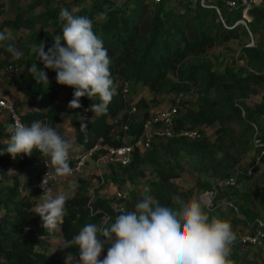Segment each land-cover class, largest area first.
Wrapping results in <instances>:
<instances>
[{
  "label": "trees",
  "instance_id": "obj_1",
  "mask_svg": "<svg viewBox=\"0 0 264 264\" xmlns=\"http://www.w3.org/2000/svg\"><path fill=\"white\" fill-rule=\"evenodd\" d=\"M102 1L101 8L106 5L111 7L109 0ZM50 3V0H38L30 7ZM165 3L131 0L121 5V8L109 9L103 19L93 23L94 33L104 41V46L108 49L111 61L110 72L116 94L106 111L99 114L93 112V118L88 122L90 142L87 146H93L99 138L114 146L121 145L122 142L116 140L115 136L124 135L120 130L124 122L130 125L128 136L140 134L143 122L151 111L146 100L140 99L134 105L138 109L143 107L144 112L137 115L129 113L128 107L131 108V105L127 101V94L132 91V87L144 86L155 95L162 94L168 88L171 95L182 92L187 96L192 95L196 88L200 94V105L196 111L188 114L187 108L182 109L189 103L185 98L179 106L178 126L187 124L189 127L200 125L209 127L217 124L214 141L207 136L197 140L172 138L157 141L145 153L136 152L129 165L111 167L110 174L115 175L111 177L113 180L117 177L115 168H119L127 176L126 180L133 182L136 177H144L143 165L152 166L156 170L158 180L152 183L149 196L159 199L162 203H171L174 197L186 196L173 184V180L179 178L183 172V166L178 160L181 155L194 159L197 171L210 174L215 178L212 181L216 183L231 177H237L236 183H238L240 178L245 179L250 176L243 170L240 171L237 166L252 143L259 147L261 152L264 150V127L258 126L257 121V116H264V94L261 103H256L254 106L248 103L253 95L259 94L260 86L264 84V53L248 47L244 50L245 53L241 54L242 61L246 60L244 65L238 68L227 65L223 71H218L209 65L184 64L190 54H200L218 43L228 42L239 38L241 33L246 35L248 33L241 26L242 24L237 23L240 12L234 13L233 17L228 16L232 19L225 16L229 26L225 27L214 9L202 8L198 5L184 4L181 8L183 11H197L200 23L196 24L191 18L178 24L170 23L171 12L167 14L164 12ZM44 14L45 18L53 17L49 10ZM251 15L256 23L264 24V4L256 7ZM88 17L94 20L95 16L90 14ZM207 19H210L211 23L204 25ZM20 21L21 17L17 15L11 22L21 26ZM255 26L253 24L251 28L256 30ZM55 36L54 33L48 32L43 35L38 34L33 38L32 45L35 48L40 41H44L47 51V48L54 44ZM9 43L18 50L21 48L11 39L0 41V54H3L5 59L13 56L7 51ZM3 62L0 61V66ZM33 64H37L38 68L46 72L48 82L39 84L32 78L28 69ZM23 66L26 76L21 86L24 87L29 99L28 104L33 107L27 113L21 114L23 122L25 125H30L33 121H43L54 128L62 116L57 99L68 86L57 83L56 72L45 68L44 64L38 61L34 51L29 54ZM125 84L129 86L128 92L124 91ZM213 89L221 93L220 98H210L209 94ZM72 98L73 96L70 101ZM82 101L90 108L93 103H99V98L94 97L92 100L82 97L80 103ZM72 110L71 122L76 128V139L80 142L83 135L78 110ZM8 133L9 128L0 120V147L6 146ZM11 158L8 154L0 155V162L8 163ZM41 158V154L37 151L32 155H18L16 163L18 171L22 173L31 168H38ZM106 174L104 178L108 181L109 174ZM212 181L199 183L198 189H191V195L200 196L201 200L202 194L214 190ZM20 186L18 175L9 176L5 171L0 180V264H79L78 248L69 243L73 236L88 223L107 226L121 214L114 211L108 197L97 191L94 200L90 201V190L80 182L72 196L66 198L64 222L59 225L62 242L52 250L50 241L53 232L44 229L42 223L35 219L33 211L35 203L19 200L23 193L19 190ZM217 197L213 199V204L209 208L202 204L211 217L226 220L235 228L236 220L228 219L231 210L241 212L249 222L258 218L264 220V217L253 213L246 206L237 207V202L230 197H226L227 199L223 201ZM138 201L139 198H136L128 202L126 211L134 210ZM262 201H264V189ZM225 206L229 210L225 211L223 209ZM107 216L110 217L108 221H106ZM100 238L105 239L103 236ZM109 246L105 245L102 253H107ZM248 247L236 245L231 250L239 251V248L244 250ZM66 256L76 257L78 261L71 263Z\"/></svg>",
  "mask_w": 264,
  "mask_h": 264
},
{
  "label": "clouds",
  "instance_id": "obj_2",
  "mask_svg": "<svg viewBox=\"0 0 264 264\" xmlns=\"http://www.w3.org/2000/svg\"><path fill=\"white\" fill-rule=\"evenodd\" d=\"M58 19L62 28L54 37V44L46 51L45 42L40 41L33 51L45 68L56 72L57 83L74 89L69 108H80L82 97H98L99 103H93L90 110L102 113L116 94L108 49L94 33L90 17L62 8ZM8 39V34L0 32V41ZM7 51L15 57L23 55L11 43ZM28 71L37 83L48 82L46 72L37 64ZM80 128L84 130L87 125L82 123ZM10 129V138L6 146L0 147V155L15 159L37 151L47 158L45 163L54 168L57 176L71 175V139L43 121L30 125L15 123ZM46 177L41 184V202L34 213L41 217L44 229L54 230L64 222L66 197L53 195ZM235 239L231 224L211 217L195 195L187 200L174 197L171 203L148 196L139 200L134 210L122 212L107 226L86 224L69 243L78 248L79 264H231ZM105 245L110 246L100 259Z\"/></svg>",
  "mask_w": 264,
  "mask_h": 264
},
{
  "label": "rangeland",
  "instance_id": "obj_3",
  "mask_svg": "<svg viewBox=\"0 0 264 264\" xmlns=\"http://www.w3.org/2000/svg\"><path fill=\"white\" fill-rule=\"evenodd\" d=\"M36 1L38 0H0V32H5L10 36V39L14 43L19 44L21 47L19 51L23 53L20 57H15L13 55L8 59H5V56L0 54V61H4L0 66V95L8 97L7 99L15 104L20 114L27 113L33 108L28 104L29 99L25 94L24 87L21 86L26 76L25 66H23V63L28 58L29 54L33 52V38L38 34L43 35L47 32L50 34L54 33V35H58L61 32L62 22L58 19V16L62 8L69 9L74 15L88 16L93 14V16H95L93 23L105 17L104 15H101V13L105 14L112 8H121L120 6L114 7V4H116L118 0H109L111 7L106 5L104 8H101L103 5L102 0H50V4L30 7L35 4ZM78 4H84L86 7L84 10L76 11V6ZM151 7L154 8V6ZM100 9L101 11L99 12ZM47 10H49L53 17H44V13H46ZM164 10L166 14L167 12H171L169 13L170 23L178 24L189 18L194 19L196 24L200 23L198 22L197 11H183L181 6L174 9L165 8ZM17 15L21 17V26H17L11 22L15 20ZM224 15L227 17L234 16V14L230 15L226 12H224ZM228 18L232 19L230 17ZM209 23H211V20L207 19L204 25ZM253 24L256 25V30L251 28ZM249 25H251V27ZM241 26L247 30L248 35L241 33L240 37L237 39L218 43L216 46L209 48L200 54H190L184 64L209 65L218 71H223L227 65H234L236 68L240 65H244V61L246 63V60L244 59V61H242L243 59L241 58V54H244V50L248 47H252L264 53V24L256 23L251 15L250 20L248 21L249 29H247L244 25ZM9 64L13 65L12 69H8ZM73 92L74 89L71 87L64 89L59 95L57 103L61 107V123L64 136L71 139L72 144L74 145L76 141L75 137L77 138V132L74 124L71 122L73 110L68 107L70 98L73 96ZM263 94L264 84L260 86L259 94L253 95L252 99L248 101L249 105L254 106L256 103H261ZM173 96L174 95H171L168 88L162 94L155 95L146 87L137 85L132 87V91L127 94V101L131 105L139 102L140 99H145L148 103L149 110L155 111L170 105ZM209 96L211 99H216L221 97V93L213 89L210 91ZM187 99L189 100L188 106H184L182 109L187 108V113L189 114L190 112L196 111L200 105L199 91L195 88L192 95L190 94L187 96ZM128 109H130V106ZM143 112V107H141L135 115L142 114ZM0 120L7 128H10V115L7 112L0 111ZM257 121L258 126L264 127V116H257ZM185 125L188 126L187 124ZM199 127L203 129V136H207L211 141L215 140L216 129L218 127L217 124L209 127L200 125ZM178 160L183 166V172L179 178L173 180V184L183 192V195H186L181 196V199L187 200L192 198L193 196L190 192L191 189H198L200 185L199 183L215 179L210 174L197 171L194 159L181 155ZM94 164V159H91L89 163L91 166L85 167L82 174L72 175V180L69 178L68 181L70 182L65 183V185L64 182H62L64 179L61 177H54L52 180H49L48 186L54 191L52 194H63L61 190L64 186L65 188H68V190L72 191L74 186L76 187L77 184L83 182L90 190V195H93L96 191L99 194L102 193L105 195V191L107 190V195L111 194V197L116 189H125L130 193L131 201L134 199L136 200V198L142 200L150 195V192L141 191L142 186L148 185L151 189L152 183L158 180L156 170L148 164H145L142 167L144 177H136L133 182L126 180L127 176L122 173L119 168H115L117 171V177L113 180L111 177L115 175L112 174L111 176L110 173L112 169L111 167L106 166L102 168V173L103 175H105V173L109 174H106L108 181L105 180L102 184H100L101 178L97 175ZM237 167H239L240 171L243 170L250 176L245 179L240 178L239 182L232 187L219 189L218 192L214 191L211 199L218 196L217 199H222L223 201L227 199L226 197H230L237 202V207L246 206L252 210L253 213L264 217V201H262V192L264 189V150L261 152L259 147L254 146L252 143L248 152L244 155L242 161ZM34 172L35 170L29 173L33 174ZM7 173L9 176L14 174L18 175L20 178V184L24 186V192L22 193V196L19 197V200H28L35 203L33 206L34 211L35 206L40 202L39 197L43 195L42 187H36L37 190H35V187H32V185L28 182L27 176L18 171L16 163L11 165V167L7 170ZM38 180L39 181L35 183L36 186L42 184L39 177ZM211 183L214 186L217 184L213 181ZM57 186H60L61 190L58 189ZM70 194L71 192H69L66 198H68V196L71 197L72 194ZM198 198L200 199V196ZM223 209L225 211L229 210L227 206ZM243 217L244 216L241 212L237 211L231 210L228 214V219L234 218V220H236L237 228L243 231H248L250 230V227L247 226ZM35 219H37L40 223L42 222V219L36 216V214ZM240 219H243V221ZM50 245V249L54 250L59 245V242L55 239L52 240V242L50 241ZM106 254L107 253H102L100 259H103ZM66 258L71 263H76L78 261L76 257L72 258L66 256ZM229 259L231 264H264V241L257 246H250L244 250H242V248H239V251L238 249H233V251L231 250Z\"/></svg>",
  "mask_w": 264,
  "mask_h": 264
},
{
  "label": "built area",
  "instance_id": "obj_4",
  "mask_svg": "<svg viewBox=\"0 0 264 264\" xmlns=\"http://www.w3.org/2000/svg\"><path fill=\"white\" fill-rule=\"evenodd\" d=\"M131 0H118L114 7L121 6L129 3ZM155 4H163L166 2L165 8H178L181 5L189 4L192 6L198 5L202 8L214 9L221 23L225 27H229L224 15L234 14L240 12L237 23L244 25L248 28V21L251 17V12L256 8L263 6V0H152ZM86 6L84 4H78L76 6V11L84 10ZM73 13V12H72ZM13 65L9 64L8 69H12ZM124 91L128 92V84L124 85ZM187 98L184 93H177L173 96L171 104L167 107L161 108L159 110L151 111L149 116L145 119L142 125V130L138 136L130 137L127 131L130 130V125L128 122L121 124L120 130L124 132V135L115 136L116 140L122 142L121 145L114 146L108 144L103 138H99L95 144L88 147L89 140V127L88 122L93 118V112L86 105V102H81V107L77 108L80 125L82 123L87 125V128L81 130L83 138L80 142L76 139L75 144L70 150L69 155V165L72 168V175L82 174L85 167H88L91 159L95 161V170L97 175L100 176L102 184L105 181L104 175L102 173L103 167H125L129 165L132 158L136 152L145 153L151 149L158 140H166L172 138H183L187 140H197L203 137V129L201 127H189L186 125L178 126V116H179V106L181 102ZM0 111H5L10 115L11 125L15 123H23V119L15 104L10 102L6 97L0 95ZM138 108L131 104L129 113L135 114ZM117 122V121H116ZM81 129V128H80ZM11 135V129L9 128L8 140ZM41 162L38 166V177L43 182L46 177L47 181L54 178V168L45 163L46 157L41 155ZM17 163V157L15 159L11 158L8 163L0 162V180L3 178V174L7 171L12 164ZM237 177H231L228 179H223L214 186V190L202 194L201 199L203 205L207 208L211 207L213 204V199L211 196L213 192H218L219 189L229 188L236 184ZM19 190L24 192V186L21 185ZM142 192H150V188L147 185H143ZM90 195V193H89ZM95 193L90 195V201L94 200ZM112 207L116 213H122L126 211V205L131 201L130 193L125 189H116L113 195L109 198ZM226 203V202H224ZM109 216L106 217V221L109 220ZM246 224L250 227V230L243 231L239 228L232 227L236 239L231 245V248L236 245L242 247L255 246L259 244L264 239V220L256 219L253 222L247 221L244 217ZM30 228V227H29Z\"/></svg>",
  "mask_w": 264,
  "mask_h": 264
},
{
  "label": "crops",
  "instance_id": "obj_5",
  "mask_svg": "<svg viewBox=\"0 0 264 264\" xmlns=\"http://www.w3.org/2000/svg\"><path fill=\"white\" fill-rule=\"evenodd\" d=\"M6 98H8V97H6ZM19 108V107H18ZM55 130L57 131V132H59L60 134H62V135H64V133H63V131H62V123H61V118L57 121V123H56V125H55ZM75 140H76V137H75ZM91 165H88V167H90ZM35 170V172L32 174V173H29V172H32V171H34ZM25 176H27V180H28V182L32 185V187H35V190H37L36 189V187L38 188L39 186H41V184H39L38 186H36V182H38L39 180H38V168L36 167V168H31L30 170H28V171H24V172H22ZM54 177L55 178H58V177H60V176H57L56 174H55V172H54ZM61 178H63L64 180L62 181V182H64V185H65V183H68V182H70V181H68V179L70 178H72L70 175H66V176H62ZM72 180V179H71ZM59 182V181H58ZM78 185V184H77ZM58 187V189H60L61 190V187L60 186H57ZM74 189L76 188L75 186L73 187ZM74 189L72 190V191H70V190H68V188H65V186L63 187V189L61 190L62 191V193L65 195V197L69 194V192H71V194H73V192H74ZM51 192L53 193L54 191L53 190H51ZM103 192V191H102ZM106 193H105V195L104 194H102V195H104V196H106V197H110V195H107V190L105 191ZM68 193V194H67ZM70 194V195H71ZM69 197V196H68ZM40 201V200H39ZM41 202V201H40ZM39 202V203H40ZM36 214V213H35ZM36 216H38L39 218H41L38 214H36ZM42 224H43V221L41 222ZM52 232H53V238L51 239V242H52V240H58V242H59V244L62 242V239H61V233H60V228H59V225L54 229V230H51ZM67 259V258H66Z\"/></svg>",
  "mask_w": 264,
  "mask_h": 264
}]
</instances>
